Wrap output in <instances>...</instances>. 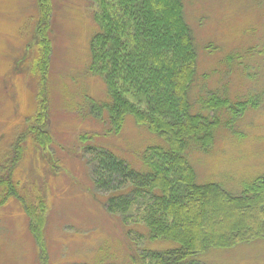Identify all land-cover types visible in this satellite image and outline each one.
<instances>
[{
	"label": "rangeland",
	"instance_id": "obj_1",
	"mask_svg": "<svg viewBox=\"0 0 264 264\" xmlns=\"http://www.w3.org/2000/svg\"><path fill=\"white\" fill-rule=\"evenodd\" d=\"M185 5L198 52L196 81L189 91L192 112L201 113L213 93L229 96L233 106L256 105L237 117L225 108L211 112L210 118L217 114L222 122L213 145L207 151H187L198 183H216L237 194L264 177V0H185ZM52 8V53L45 76L32 71L40 52L38 0H0V176L12 169L29 201L46 198L45 264H136L133 258L143 251L176 244L151 241L145 227L134 224L137 219L126 223L107 211L86 150L107 149L134 170L147 172L144 152L166 143L132 115L126 116L119 133H112L105 110L97 111L101 119L95 117L93 107L112 100L104 78L89 72L91 40L99 32L95 4L52 0ZM196 103L201 106L195 109ZM42 104L48 113L39 119ZM32 126L49 131L48 150L28 133ZM202 260L264 264V237L212 250ZM42 262L26 210L10 197L0 207V264Z\"/></svg>",
	"mask_w": 264,
	"mask_h": 264
},
{
	"label": "trees",
	"instance_id": "obj_2",
	"mask_svg": "<svg viewBox=\"0 0 264 264\" xmlns=\"http://www.w3.org/2000/svg\"><path fill=\"white\" fill-rule=\"evenodd\" d=\"M92 1L99 32L91 40L89 72L104 78L112 100L111 104L94 106L91 112L101 119L97 111L105 110L112 133H119L126 116L132 115L166 143L144 152L147 172L134 170L107 149L90 146L86 150L91 154L93 183L105 195L107 211L126 223L137 219L134 224L144 226L151 241L176 244L162 251L145 250L133 258L134 262L208 264L202 259L212 250L263 238L264 177L234 194L216 183H198L196 170L187 158L189 148L207 151L213 145L222 122L217 114L210 118L211 112L225 108L237 117L256 105L240 102L233 106L229 96L213 93L203 106L196 103L195 109L201 106V113L192 112L189 91L196 81L198 52L186 20L185 0ZM38 5L36 38L40 52L32 71L46 76L52 53L48 29L52 0H38ZM46 106L41 105L39 119L47 116ZM34 127L28 128V133L33 132L35 142L48 150L51 134ZM19 156L21 151L13 166ZM12 171L0 176V207L10 197L23 204L45 264L46 198L29 201Z\"/></svg>",
	"mask_w": 264,
	"mask_h": 264
}]
</instances>
